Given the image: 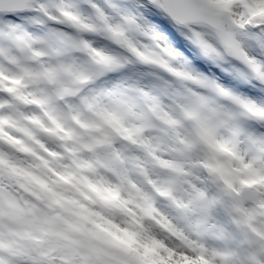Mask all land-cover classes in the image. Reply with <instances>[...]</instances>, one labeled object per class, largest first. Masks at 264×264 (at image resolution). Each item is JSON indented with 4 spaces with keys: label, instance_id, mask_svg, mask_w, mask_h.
<instances>
[{
    "label": "snow or ice",
    "instance_id": "6c2138e0",
    "mask_svg": "<svg viewBox=\"0 0 264 264\" xmlns=\"http://www.w3.org/2000/svg\"><path fill=\"white\" fill-rule=\"evenodd\" d=\"M0 264H264V0H0Z\"/></svg>",
    "mask_w": 264,
    "mask_h": 264
}]
</instances>
